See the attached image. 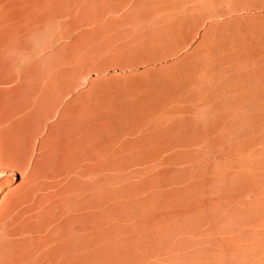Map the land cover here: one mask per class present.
Instances as JSON below:
<instances>
[{
    "label": "rangeland",
    "instance_id": "rangeland-1",
    "mask_svg": "<svg viewBox=\"0 0 264 264\" xmlns=\"http://www.w3.org/2000/svg\"><path fill=\"white\" fill-rule=\"evenodd\" d=\"M22 2L0 0V264L80 179L97 246L66 264H264V0L130 3L128 48L85 50L59 83L58 29L17 35Z\"/></svg>",
    "mask_w": 264,
    "mask_h": 264
},
{
    "label": "bare ground",
    "instance_id": "bare-ground-1",
    "mask_svg": "<svg viewBox=\"0 0 264 264\" xmlns=\"http://www.w3.org/2000/svg\"><path fill=\"white\" fill-rule=\"evenodd\" d=\"M119 1L23 0L20 11L12 22V28L17 35L39 33L44 28L47 30V26L50 27V25H54L58 29L55 39L48 45V51L58 54L53 81L59 83L66 78L69 72L75 69L76 64H82L85 61L84 54L86 53H83L85 50L93 49L99 54L106 48L111 51L110 54H113L124 44L126 48L127 41L119 29L121 20L133 12L132 5L128 6L130 3L136 4L143 0H122L121 3ZM98 5L105 6V9L94 13L93 16L83 18L84 10ZM185 8L187 9V6ZM67 51H76L78 54L71 60L65 56ZM117 51L116 53H118ZM62 90L63 88H58V97L60 98L70 93L72 87ZM92 102L87 100V102L81 103L79 114L87 115L93 108ZM88 158L90 163L91 157L79 161L76 170L78 177L90 174ZM34 196L36 197V193ZM30 203L32 204V202ZM37 211L39 212V210ZM94 218L95 205L87 195L86 182L80 179L77 190L71 193L61 213L52 216L42 215L40 224L35 227L40 235L36 237L26 236L20 239L11 236L14 238L8 242L11 248L14 246L24 247L26 255L21 257L11 253L9 262L5 264H66L68 256L86 257L93 255L97 246Z\"/></svg>",
    "mask_w": 264,
    "mask_h": 264
}]
</instances>
